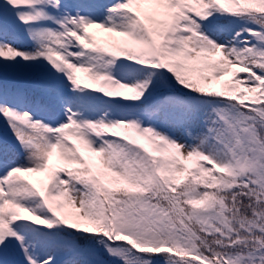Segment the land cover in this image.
Segmentation results:
<instances>
[{
    "label": "snow or ice",
    "instance_id": "6c2138e0",
    "mask_svg": "<svg viewBox=\"0 0 264 264\" xmlns=\"http://www.w3.org/2000/svg\"><path fill=\"white\" fill-rule=\"evenodd\" d=\"M0 119V264H264V0H0Z\"/></svg>",
    "mask_w": 264,
    "mask_h": 264
},
{
    "label": "rangeland",
    "instance_id": "374dc122",
    "mask_svg": "<svg viewBox=\"0 0 264 264\" xmlns=\"http://www.w3.org/2000/svg\"><path fill=\"white\" fill-rule=\"evenodd\" d=\"M2 136H3V121H2V119H0V137H2Z\"/></svg>",
    "mask_w": 264,
    "mask_h": 264
}]
</instances>
